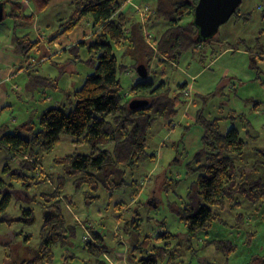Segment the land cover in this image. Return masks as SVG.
Returning a JSON list of instances; mask_svg holds the SVG:
<instances>
[{"label": "rangeland", "instance_id": "374dc122", "mask_svg": "<svg viewBox=\"0 0 264 264\" xmlns=\"http://www.w3.org/2000/svg\"><path fill=\"white\" fill-rule=\"evenodd\" d=\"M155 2L130 0L135 9L144 6L143 11L147 10L146 4ZM31 8L30 4L25 11H33ZM9 9L7 4L6 10ZM69 11V0H53L46 10L35 13L31 25H15L11 16L0 22V53L4 55L0 62V125L7 124L11 131L28 121L36 123L49 106L62 104L71 109L74 102L69 93L79 88L93 71L84 46L64 51L89 37L90 26L85 19L50 45L46 43ZM238 11L249 19L235 22L232 16L219 26L213 43L183 54L176 63L161 59L155 51L153 37H158L165 28L164 20L153 16L152 20L138 22L143 40L154 50L146 79L155 84L164 82L170 95L181 93L176 101L177 111L170 120L157 118L152 124L146 150L154 157L135 168H123L121 176H116L117 180H123L118 187L109 189L101 185L99 198L86 203L82 192L75 193L72 180H66L64 189L55 197L60 199L56 198L59 212L71 227L70 237L65 245L54 246L52 264H97L85 247L84 236L91 235L88 226L103 239L101 264L115 262L112 259L118 264H137L136 259L145 250L132 249L134 244L146 236L154 244L157 241L154 235L164 229L175 235L172 245L179 254V264H264V202H251L236 195L237 204L232 207L227 201L220 219L190 247L176 214L188 184L196 178L186 174V164L201 154L203 127L196 122L198 110L208 120L221 118L218 125L222 133L231 127L237 129L245 147L234 157L235 164L244 176L264 184V0H242ZM189 18L185 17L183 22ZM127 26L131 23L127 22ZM23 34H28L31 40H41L40 48L29 52L27 57L17 54L12 44L13 35ZM133 34L138 36L134 26ZM129 45L113 46L119 62L131 64L138 57L136 52L141 47L131 50ZM126 70L119 77L122 95L130 101L129 87L137 73ZM181 85L184 87L179 89ZM230 111L244 115L245 119L227 118ZM74 151L88 153L89 149L62 134L52 152L43 156L44 173L40 172L45 176L43 183L29 188L27 193L19 191L22 187L13 183L18 192L12 194L6 213L0 215V264H20L35 254L44 213H53L52 208L45 211L41 193H50L56 185V176L62 172L52 159ZM9 158V152L0 151L1 180L10 181L4 172L6 164L16 168L17 162L9 163ZM170 181L174 183L169 184ZM28 206L35 211L33 225L12 220L20 215L22 207ZM28 234L30 237L26 238ZM131 250L134 257L129 256Z\"/></svg>", "mask_w": 264, "mask_h": 264}, {"label": "trees", "instance_id": "16d2710c", "mask_svg": "<svg viewBox=\"0 0 264 264\" xmlns=\"http://www.w3.org/2000/svg\"><path fill=\"white\" fill-rule=\"evenodd\" d=\"M52 1L28 0L27 5H24L21 2L0 0V5L4 9V18L13 17L15 25H31L35 13L46 10ZM126 1L69 0L68 16L60 22L56 32L46 38V43L50 45L85 19L90 26L89 37H84L64 51L84 46L93 71L86 75L79 88L69 93L74 102L71 109H66L62 104L49 106L40 113L36 123H22L15 131L9 130L7 124L0 125V151L10 153L9 163L17 162L15 169H11L9 164L4 166V172L9 175L10 181L0 179V215L6 213L12 194L18 192L14 182L22 187L19 191L27 193L29 188L45 181V176L40 174L44 171L41 169L43 156L52 152L62 134L69 135L76 145L85 144L89 149L88 153L74 151L52 159V163L59 166L62 172L56 176L53 190L48 194L41 193V196L46 203L45 211L46 208H52L50 210L53 213H44L39 232L40 243L35 254L30 259L22 260L20 264H52L54 246L68 242L71 227L59 212L56 201L58 197H55L64 189L67 179L72 180L75 193H83L86 203L99 198L101 185L109 189L118 187L123 180H117L116 176H121L123 168H135L154 157L146 150L152 124L157 118L170 120L177 111L176 101L181 93L170 95L169 89L164 88V82L155 84L146 77L140 78L137 75L138 79L130 83L129 93L132 99L148 101L142 106L130 108L129 101L122 95L119 73L127 71L126 69L134 71L141 62L148 71L154 51L143 40L140 24L131 23V26H127L128 19L120 11ZM196 3L197 0H156L153 13L162 18L165 24L160 35L153 37L155 51L161 59L176 63L183 54L213 43L214 36L204 40L197 39L198 29L193 23ZM7 4L10 5L8 11ZM30 4L33 11L26 12ZM232 16L235 22L249 19L247 14H240L237 9ZM185 17L191 19L183 22ZM133 26L138 31L136 37ZM128 43L131 50L141 47L136 52L139 58L134 59L131 64L119 62L113 51V46L120 48ZM12 44L17 54L27 57L29 52L40 48L41 40H31L28 34L13 35ZM148 73L149 71L147 75ZM179 87L181 89L184 86ZM228 117L245 119L244 115L234 111H230ZM218 119L221 118L206 119L202 110H198L196 116V122L203 127L201 154L186 164V174L195 175L196 178L188 184L182 205L176 210L177 217L184 226V238L189 247L201 233H207L215 220L220 219L227 201L232 207L237 204L236 195L251 202H264V184L259 179L244 176L234 161V157L242 153L245 141L234 127L222 133ZM21 131L27 136H23ZM168 183L172 184L174 181ZM32 200H35L34 197ZM58 200L60 201L59 198ZM12 220L33 225L36 222L34 208L22 207L20 215ZM87 228L91 235L84 239L85 247L95 257V262L101 264V248L105 247L103 239L98 232L89 226ZM136 229H139V224H136ZM29 237L30 234L26 236ZM149 238L144 237L132 248L139 252L145 250V254L136 259L137 264H179V254L176 246L172 245L174 234L164 229L154 235L157 240L154 244H150ZM134 250H131L129 256H135Z\"/></svg>", "mask_w": 264, "mask_h": 264}, {"label": "water", "instance_id": "95a60500", "mask_svg": "<svg viewBox=\"0 0 264 264\" xmlns=\"http://www.w3.org/2000/svg\"><path fill=\"white\" fill-rule=\"evenodd\" d=\"M242 0H197L193 12V23L198 29L197 39L213 37L220 25L227 22L236 11ZM4 19V9L0 5V22ZM140 78L147 76V69L143 63L135 67ZM146 99L133 98L129 101L130 108L147 104Z\"/></svg>", "mask_w": 264, "mask_h": 264}, {"label": "crops", "instance_id": "0c3cea01", "mask_svg": "<svg viewBox=\"0 0 264 264\" xmlns=\"http://www.w3.org/2000/svg\"><path fill=\"white\" fill-rule=\"evenodd\" d=\"M129 1V2H128ZM128 3V4H127ZM130 4V0H127L126 2L123 3L120 11L123 12L125 14V17L128 19V22L130 23H140V22H144V20L146 19H153V16L156 18V19H159L158 17H156L153 13V9H154V4H146L147 6V10H144L143 11V8H145L144 6L142 7H138L137 9H135V7H133L131 4ZM126 5H129V9H126ZM53 7H56V4L53 5ZM152 9V10H151ZM141 23V24H142ZM148 23V22H147ZM130 28L128 27V32H130ZM2 60H4V55H2L0 53V62H2ZM165 60V59H164ZM167 61V60H166ZM174 63V62H172ZM1 64V63H0ZM138 77H132V80H137ZM112 259V258H111ZM112 261H115V262H109V264H118L117 260L116 259H112Z\"/></svg>", "mask_w": 264, "mask_h": 264}, {"label": "built area", "instance_id": "2783aa9c", "mask_svg": "<svg viewBox=\"0 0 264 264\" xmlns=\"http://www.w3.org/2000/svg\"><path fill=\"white\" fill-rule=\"evenodd\" d=\"M11 1L21 2V3L24 4V5H27V3H28V0H11ZM88 235H89V234H87L86 236H84V239L87 238V237H89Z\"/></svg>", "mask_w": 264, "mask_h": 264}]
</instances>
